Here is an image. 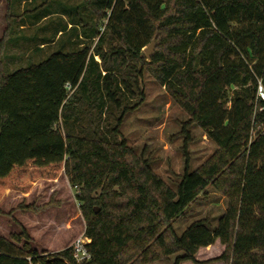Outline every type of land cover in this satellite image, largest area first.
Listing matches in <instances>:
<instances>
[{"label":"trees","instance_id":"trees-1","mask_svg":"<svg viewBox=\"0 0 264 264\" xmlns=\"http://www.w3.org/2000/svg\"><path fill=\"white\" fill-rule=\"evenodd\" d=\"M80 1L63 8L70 27L56 29L65 40L44 59L10 73L0 60V200L64 173L91 260L77 263L71 248L39 253L22 228L0 237V264H151L173 255L172 264H205L195 256L217 240L224 252L214 261L264 264V0ZM42 41L39 51L51 42ZM145 72L186 112L185 125L217 146L196 170L185 159L174 190L120 132L144 102ZM208 187L225 198L224 213L177 235L173 223Z\"/></svg>","mask_w":264,"mask_h":264},{"label":"rangeland","instance_id":"rangeland-1","mask_svg":"<svg viewBox=\"0 0 264 264\" xmlns=\"http://www.w3.org/2000/svg\"><path fill=\"white\" fill-rule=\"evenodd\" d=\"M80 2L0 0V42L3 41L0 60L5 71L10 73L26 67L52 53L61 37L60 33L56 34V29L60 25L70 27L63 8L77 6ZM43 15L48 17L40 20ZM84 19L90 23V17ZM10 39L16 42L14 46L12 41L7 44ZM42 40L51 42L39 51ZM95 42L85 41V44L92 47ZM142 85L144 102L125 116L121 136L135 154L143 155L152 171L174 190L183 174L185 159L188 158L190 169L196 170L214 155L217 146L197 126L185 125L188 121L186 112L148 72L143 75ZM232 97L233 89H230L228 100ZM230 106L228 102L225 107L229 109ZM28 206L33 210L27 209ZM225 208V198L208 187L186 209L185 216L173 223V229L181 235L190 224L205 217L212 218L214 226ZM22 228L31 238L32 248L39 253L71 248L74 240L84 237L85 223L75 199V189L69 186L64 173L54 181L37 182L26 194L7 191L3 195L0 200V237L9 239L11 235L21 233ZM223 252L224 246L217 240L207 249H199L195 259L200 263L210 262L205 264H225L214 261ZM174 257L151 264H172Z\"/></svg>","mask_w":264,"mask_h":264},{"label":"built area","instance_id":"built-area-1","mask_svg":"<svg viewBox=\"0 0 264 264\" xmlns=\"http://www.w3.org/2000/svg\"><path fill=\"white\" fill-rule=\"evenodd\" d=\"M257 97L264 101V91L261 86L258 87ZM264 131V127L262 128ZM255 133H251V138L254 137ZM90 240L86 237L77 238L73 241L71 249L73 252V257L77 263L89 262L91 260L90 254L87 252L86 246L89 244Z\"/></svg>","mask_w":264,"mask_h":264},{"label":"water","instance_id":"water-1","mask_svg":"<svg viewBox=\"0 0 264 264\" xmlns=\"http://www.w3.org/2000/svg\"><path fill=\"white\" fill-rule=\"evenodd\" d=\"M156 40H157V35H155V37L152 39L151 43L143 49V52H144L146 57L150 58L152 56L153 51L155 49Z\"/></svg>","mask_w":264,"mask_h":264},{"label":"crops","instance_id":"crops-1","mask_svg":"<svg viewBox=\"0 0 264 264\" xmlns=\"http://www.w3.org/2000/svg\"><path fill=\"white\" fill-rule=\"evenodd\" d=\"M210 247V246H209ZM208 247H206V248H201V249H207Z\"/></svg>","mask_w":264,"mask_h":264}]
</instances>
